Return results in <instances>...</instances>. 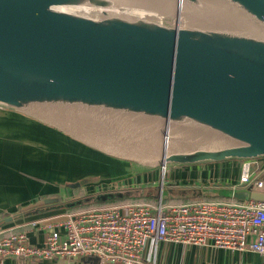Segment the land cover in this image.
Returning <instances> with one entry per match:
<instances>
[{
    "label": "water",
    "instance_id": "95a60500",
    "mask_svg": "<svg viewBox=\"0 0 264 264\" xmlns=\"http://www.w3.org/2000/svg\"><path fill=\"white\" fill-rule=\"evenodd\" d=\"M160 2L0 0V109L101 152L82 138L76 119L103 129L105 120L163 127L152 164L103 152L138 173L264 159V0ZM177 4L205 26L180 23ZM173 128L224 144L169 154ZM198 188L207 199L264 202L252 186ZM59 202L46 198L22 210Z\"/></svg>",
    "mask_w": 264,
    "mask_h": 264
},
{
    "label": "built area",
    "instance_id": "2783aa9c",
    "mask_svg": "<svg viewBox=\"0 0 264 264\" xmlns=\"http://www.w3.org/2000/svg\"><path fill=\"white\" fill-rule=\"evenodd\" d=\"M240 163V178L231 183L233 188L252 186L253 191L264 193V165L259 160ZM64 216L61 221L40 222L47 233L42 246L32 245L28 232L4 233L0 259H61L69 264L75 258H86L93 264H158V245L168 243L257 254L264 264L261 201L215 199L173 204L161 195L157 204L128 202Z\"/></svg>",
    "mask_w": 264,
    "mask_h": 264
},
{
    "label": "crops",
    "instance_id": "0c3cea01",
    "mask_svg": "<svg viewBox=\"0 0 264 264\" xmlns=\"http://www.w3.org/2000/svg\"><path fill=\"white\" fill-rule=\"evenodd\" d=\"M93 133L99 135L102 132L97 130V131H93ZM0 135L5 141H7L6 144H13V142L15 141L22 142V144L24 145H28L34 148H39L45 152H48L52 156H56L58 158L59 157L64 158L67 161H69L71 164L74 163L73 165L76 166V169L80 173L77 178L71 177V179H67L63 175H57L56 177L53 178H49L50 176H40L36 178L35 176L31 175L33 179L35 180L39 179L40 181H44L59 189L56 194H48L46 196L47 198L61 199L60 198L62 195L61 193L65 192L66 189L65 186L69 187L68 183L77 181L79 182V184H81L80 182L81 180L91 179L92 177H95V179L97 180L96 184L97 185L100 184L101 186L102 184H109L108 186H110L111 184L113 185L126 184L129 186L132 185L133 187L136 188L135 190L141 189V190H146L147 192L148 191L147 189H149V191H152L151 192L152 197L156 193V188H157L159 190L160 197L162 195V197L166 202H170L169 200L173 197L175 193L174 190L171 189V187H169L168 190L164 189V183L158 185L149 180V174L150 173L156 174V171H159L160 169L149 172L138 173L136 172V169L132 165H130L125 161L107 156L105 153L85 145L81 141L77 140L75 137L71 135L69 136L59 129L49 126L34 118L13 111L0 109ZM9 141H12V143ZM215 164L218 163L183 166L176 168L196 169L197 167L200 166H209ZM260 165H264V161L260 162ZM155 174L153 175L155 176ZM90 183L92 184H88V185L91 187H93V185H96L93 182ZM219 184L220 183H210L209 181H206V183H204L202 186L204 185L213 186ZM176 186H187V185L176 184ZM165 195H168V199H165ZM160 197L158 199H154L153 197V199L157 201L154 204H157L159 202ZM32 201L33 200L20 199L18 194H16L15 192H7L0 194V237L3 236L4 233L7 234L9 232H28L31 244L35 246L43 245L47 233L44 230H42V226L40 222L53 221L54 219H57L58 217L62 216V214L64 213L63 212L55 213V214L47 213L39 216L35 215L33 216V218L30 219H28L29 215L28 216L22 215L20 217H17V214L21 212H25L22 210L23 207L38 202V201L36 202H32ZM58 204H60V202L49 206H54ZM9 217H12V220L7 222L6 220ZM35 223L36 224L39 223V225L38 226L33 225ZM162 244H164L165 246L163 249V253L160 256L159 251H160V246ZM195 248H198L197 250H199V247H195V246L160 243L158 245V253H157L158 264H200V261L202 259L201 257H198L199 256L198 254H195ZM209 250H217V249H209ZM218 251H222V250H218ZM224 252L228 253L231 251H224ZM231 253L235 254L238 252H231ZM64 263L65 262L61 259H54V260L41 259V261H38V259L28 260L21 258H6L3 260L0 259V264H64ZM69 264H93V263L86 258H75L71 260Z\"/></svg>",
    "mask_w": 264,
    "mask_h": 264
},
{
    "label": "rangeland",
    "instance_id": "374dc122",
    "mask_svg": "<svg viewBox=\"0 0 264 264\" xmlns=\"http://www.w3.org/2000/svg\"><path fill=\"white\" fill-rule=\"evenodd\" d=\"M166 20L171 21L170 19H164V22H166ZM88 125L92 126V124ZM6 142L7 141L0 135V194L15 192L20 199L33 200L32 202H36L41 199H46L48 194H56L59 189L39 179L35 180L31 175L36 178L40 176H50L49 178H53L57 175H63L67 179H71V177L77 178L80 174L76 166L73 165L74 163L71 164L64 158L52 156L48 152L24 145L22 142L15 141L13 144H6ZM9 142L12 143V141ZM91 145L96 147L95 144ZM259 161L262 162L264 159ZM240 165L241 163L238 161H228L215 165L200 166L196 169L168 167L165 175H163L161 169L156 171V174L150 173L149 180L158 185L164 183V189L166 190L175 184L202 186L206 181L210 183L231 184L237 182L240 178ZM153 174H155V176ZM80 182V185H77L79 182L76 181L68 183L69 187L65 186V192L61 193V199L64 203L68 200H74V192L78 189L80 190V196H84V199L104 197L110 194L120 195L127 189H136L132 185L129 186L126 184H111L110 186H108L109 184H102V186L100 184L97 185L95 177L83 179ZM90 182L96 185L91 187L88 185L92 184ZM62 212L64 213L62 216L53 220L57 222L65 219L64 215L67 213L66 206L55 205L48 208L47 211L31 212L28 219L33 218L35 215L39 216L47 213L55 214ZM164 246V244L160 246V256L163 253ZM197 249L198 248H195V254H198V257L202 259L200 264H236L237 262L262 264V257L257 254L240 252L232 254L231 252L226 253L224 250ZM38 261H41V259H38Z\"/></svg>",
    "mask_w": 264,
    "mask_h": 264
},
{
    "label": "bare ground",
    "instance_id": "6f19581e",
    "mask_svg": "<svg viewBox=\"0 0 264 264\" xmlns=\"http://www.w3.org/2000/svg\"><path fill=\"white\" fill-rule=\"evenodd\" d=\"M162 1L164 3V0ZM177 9L182 13L180 23H183V25L205 26L203 25V18L190 7L187 8L182 4L180 6L177 4ZM78 120L76 119L77 126L79 127L77 130L79 132L82 131L85 136L89 137L82 138L90 144H95L98 148L100 147L99 149L106 154L137 159L143 164H152L155 158L161 155L164 144L162 137L163 127L137 123L125 124L115 120H105V128L101 130L97 125L89 126L86 123L82 124ZM97 130L102 133L99 135L94 134L93 131ZM181 133L186 136H181ZM170 134L173 138L166 144L169 154L173 152H190L198 148L217 147L224 144V140L221 137L209 133H184V131L173 128L170 130Z\"/></svg>",
    "mask_w": 264,
    "mask_h": 264
},
{
    "label": "trees",
    "instance_id": "16d2710c",
    "mask_svg": "<svg viewBox=\"0 0 264 264\" xmlns=\"http://www.w3.org/2000/svg\"><path fill=\"white\" fill-rule=\"evenodd\" d=\"M220 185L224 186L225 184H220ZM198 186L199 185H195V186H176V184L173 185L171 189H174L175 193L169 201L173 204H184V203L191 202V201L215 200V199L204 198ZM147 190L148 191L146 192V190H141V189L140 190L139 189L137 190L127 189L124 192H122L120 195L110 194L104 197H98V198L92 197V198L84 199L83 198L84 196H80V190L78 189L74 192L75 194L74 200L72 201L68 200L66 203H64V201L60 199V204L58 205L66 206L67 212H77L80 210L101 208V207L111 206L114 204H122V203H128V202H145V203H152V204L156 203L157 201L154 200L151 195L152 191H149V189ZM222 200H228V199H222ZM50 207L52 206L42 207V208L34 209L31 211L21 212L17 214V217H20L22 215L28 216L31 212L33 213V212H39L42 210H47Z\"/></svg>",
    "mask_w": 264,
    "mask_h": 264
}]
</instances>
